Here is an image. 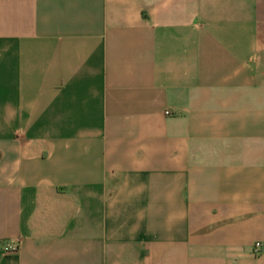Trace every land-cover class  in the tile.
Masks as SVG:
<instances>
[{"label":"crops","instance_id":"obj_1","mask_svg":"<svg viewBox=\"0 0 264 264\" xmlns=\"http://www.w3.org/2000/svg\"><path fill=\"white\" fill-rule=\"evenodd\" d=\"M0 264H264V0H0Z\"/></svg>","mask_w":264,"mask_h":264},{"label":"built area","instance_id":"obj_2","mask_svg":"<svg viewBox=\"0 0 264 264\" xmlns=\"http://www.w3.org/2000/svg\"><path fill=\"white\" fill-rule=\"evenodd\" d=\"M20 248V243L17 240H6L2 243V252L5 255H14L17 254ZM261 248V243L257 242L254 245V252H258Z\"/></svg>","mask_w":264,"mask_h":264}]
</instances>
